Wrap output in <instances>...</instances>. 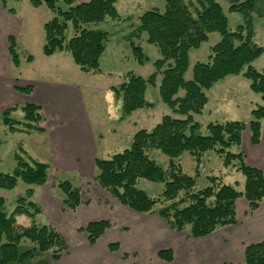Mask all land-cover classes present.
I'll list each match as a JSON object with an SVG mask.
<instances>
[{
	"label": "trees",
	"instance_id": "obj_1",
	"mask_svg": "<svg viewBox=\"0 0 264 264\" xmlns=\"http://www.w3.org/2000/svg\"><path fill=\"white\" fill-rule=\"evenodd\" d=\"M19 1V0H16ZM117 0H29L33 7L44 5L51 13L43 24L42 54L46 57L68 53L83 73H101L100 59L107 48L110 35L96 25L107 20H120L115 4ZM260 0H229L230 12L239 13L242 23L228 29L227 17L216 0H165L162 10L150 9L138 16L137 25L126 40L132 58L140 65L150 61L138 40L145 34L147 44L156 48L159 58L152 62L154 71L143 78L133 72L124 81L111 87L126 100L128 114L136 109H152L154 104L145 99L147 85L157 86L162 103L170 114L161 117L150 130L136 131L127 148L107 159H94V183L116 199L121 205L140 214H156L173 232H187L193 239L207 237L220 228L238 223L236 201L248 202L250 212L264 199V173L245 162L240 150L243 133L250 134L252 145H258L264 120V72L252 65L264 54V47L255 42L253 11ZM264 1V0H261ZM3 0L1 5L3 8ZM10 13L11 10H8ZM211 33L220 35L210 48L205 62H196L190 80L184 78L189 65V54L208 41ZM15 37H8V55L13 66L20 65ZM32 62V57L26 58ZM160 76L159 83L157 78ZM229 76H242L251 92L259 96L261 104L252 108L251 119L210 122L206 133H200V123L193 118L202 115L208 103L206 92ZM25 95L32 86H15ZM183 94L179 95L180 92ZM17 110L23 121L11 118ZM2 123L11 132H43L42 108L35 103L10 107L1 112ZM234 148L236 151H234ZM157 151L167 158L163 168L153 158ZM15 153V167L11 173L0 172V191H11L19 182L27 186H43L48 179L49 165L39 162L22 151ZM187 153L194 164V174L183 171L180 157ZM213 154L225 169L242 176L226 183L224 176L203 172L206 156ZM203 173V174H201ZM204 175L207 185L197 186ZM139 180L162 185L157 196H150L137 187ZM240 187V188H239ZM63 210L74 211L81 204V187L70 181L57 184ZM33 190L18 196L11 212H6L5 200L0 195V264H29L43 254L52 260L67 251L63 236L49 223L39 224L41 207L32 200ZM19 216L29 219V225L16 221ZM110 228V222H89L80 231L89 244H94ZM30 247H24L26 243ZM117 251L119 245H108ZM157 256L164 264L173 260L171 249H162ZM242 264H264V240L244 247Z\"/></svg>",
	"mask_w": 264,
	"mask_h": 264
},
{
	"label": "rangeland",
	"instance_id": "obj_2",
	"mask_svg": "<svg viewBox=\"0 0 264 264\" xmlns=\"http://www.w3.org/2000/svg\"><path fill=\"white\" fill-rule=\"evenodd\" d=\"M3 1L6 11L11 10L15 16H21L23 19L22 31L15 37L20 65L15 67L10 62V65L4 67V72L20 81L47 83L74 93L77 107L84 113L85 122L95 138L93 145L95 158L107 159L113 154L122 151L129 146L131 138L136 131L140 129L150 130L159 122L162 116L170 114V110L160 99L157 86L147 85L145 92V99L153 103L154 108L136 109L128 114H125L126 100L121 94L111 91V87L122 83L126 73L130 71L143 78H147L154 71L152 62L159 58V53L154 46L146 43L145 34L140 39L133 40L135 44L137 43L142 47L150 58V61L143 65L138 64L132 58L129 42L126 38L137 25L139 15L150 9L162 10L165 0L116 1L115 7L120 15V20H107V22L96 25L97 28L107 31L110 35L106 51L100 59L101 73L96 74L81 72L68 53H57L50 57L42 54L43 24L53 16L44 5L33 9L29 0L20 2L16 0ZM216 1L221 5L227 17L228 29L234 30L237 25L242 23L241 15L228 10L230 7L229 0ZM1 2L2 0H0V4ZM252 16L255 28V42L264 47V1L260 0L256 3ZM219 39L220 35L218 33H211L207 42L203 43L199 49L190 52L188 69L184 75L186 80L191 79L192 68L196 62H205L207 60L210 48ZM28 56L32 57L31 63L26 61ZM252 65L258 71L264 72V54ZM159 80L160 76L157 78V83H159ZM19 84H22L21 86L27 85L23 82H19ZM248 84V81L242 76H229L214 86L209 92L210 104L206 106L202 115L193 116L194 120L200 123L201 134L206 133V126L210 122L234 120L247 122L251 119L249 110L254 108L257 103L261 104V100L258 95L251 92ZM220 85L224 86L221 87ZM181 94H183L182 91L179 95ZM22 105L16 104L10 107H20ZM10 107L0 109V172L11 173L15 167L14 154L18 153L24 156L22 152L24 151L33 159L49 165L48 179L42 190L43 193L45 191L49 194V191L53 190L56 201L60 200V191L57 188L59 182L67 180L80 187L83 185L85 187L86 183L83 181L87 176L86 174H89L88 161H82L79 171L66 168L55 171L56 167H52V154L49 149L47 134L39 131H31L30 133L11 132L2 123L1 112ZM72 107L76 109L75 106ZM11 118L23 121L22 111L13 112ZM44 123H46L45 118L42 121V127ZM113 132L119 134L121 139L116 140L118 136L112 134ZM234 151H236L235 148ZM152 156L158 164L166 168L167 158L165 156L157 151H153ZM180 162L183 171L192 176L194 174V164L191 157L184 153L180 157ZM209 171L214 172L216 175L221 174L224 176L226 183H233L237 180L242 182L240 174L232 172V176H229L230 170L225 169L221 161L213 154L206 156V164L203 167L204 173ZM92 174H95L94 169ZM88 183H91V181ZM207 183L204 175L197 179L198 187L206 186ZM40 187H29L19 182L11 191H0V195L5 200L6 212L12 211L16 205L17 197L24 195L28 189H32L36 193L32 200L40 206L39 202L43 196ZM137 187L150 196H157L162 190L161 184L147 180H139ZM60 209L61 211L63 210L62 207ZM47 220L45 214H40L36 218L39 224H48ZM16 221L22 226H27L30 222L24 216L17 217ZM180 235L184 238L189 237L187 232H182ZM120 238L123 239V237ZM24 247H30V244L27 242ZM29 264H56V262L51 259L50 253H47L31 260Z\"/></svg>",
	"mask_w": 264,
	"mask_h": 264
},
{
	"label": "crops",
	"instance_id": "obj_3",
	"mask_svg": "<svg viewBox=\"0 0 264 264\" xmlns=\"http://www.w3.org/2000/svg\"><path fill=\"white\" fill-rule=\"evenodd\" d=\"M22 23L21 16L6 11L0 4V109L25 103H35L42 108L46 123L41 133L48 136L55 171L64 168L79 171L83 160L89 163V174L84 176L83 182L91 183L81 186V204L74 211H61L60 200L54 199V191L43 193V186L40 187L43 195L39 202L41 214L46 215L49 224L63 236L67 245V251L54 260L56 264H164L157 256L162 249L173 252V260L168 264H242L244 247L264 240V199L252 212L245 199H238V223L198 239L181 237L182 233L171 231L157 215L140 214L121 205L93 181L95 138L85 122L84 113L77 107L74 93L47 83L20 81L4 72V67L10 65L8 37L19 35ZM19 82L31 85L32 93L18 92L15 86H21ZM212 89L206 92L207 105L210 104L209 92ZM112 134L118 136L116 140L121 139L116 132ZM240 150L248 165L264 173V120L260 143L252 145L246 130ZM99 220L109 221L110 228L96 243L89 244L80 228ZM112 243L119 245L117 251L108 249Z\"/></svg>",
	"mask_w": 264,
	"mask_h": 264
}]
</instances>
